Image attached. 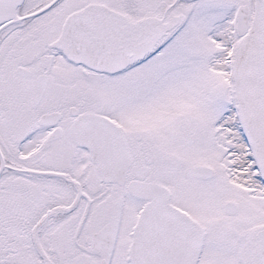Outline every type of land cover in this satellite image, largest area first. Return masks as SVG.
I'll return each mask as SVG.
<instances>
[{"label":"snow or ice","instance_id":"snow-or-ice-1","mask_svg":"<svg viewBox=\"0 0 264 264\" xmlns=\"http://www.w3.org/2000/svg\"><path fill=\"white\" fill-rule=\"evenodd\" d=\"M0 264H264V0H0Z\"/></svg>","mask_w":264,"mask_h":264}]
</instances>
